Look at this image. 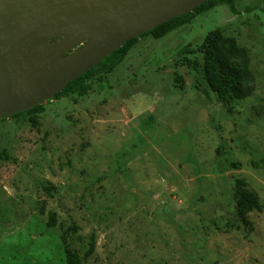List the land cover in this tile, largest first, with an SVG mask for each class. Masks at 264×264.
Wrapping results in <instances>:
<instances>
[{"label": "rangeland", "instance_id": "obj_1", "mask_svg": "<svg viewBox=\"0 0 264 264\" xmlns=\"http://www.w3.org/2000/svg\"><path fill=\"white\" fill-rule=\"evenodd\" d=\"M234 6L140 38L85 95L0 121V264H66L68 231L81 257L95 236L83 264H264V0ZM215 30L250 56L245 100L224 103L203 79ZM238 181L263 205L248 223Z\"/></svg>", "mask_w": 264, "mask_h": 264}, {"label": "water", "instance_id": "obj_2", "mask_svg": "<svg viewBox=\"0 0 264 264\" xmlns=\"http://www.w3.org/2000/svg\"><path fill=\"white\" fill-rule=\"evenodd\" d=\"M211 0H0V121L41 106L112 53Z\"/></svg>", "mask_w": 264, "mask_h": 264}, {"label": "trees", "instance_id": "obj_3", "mask_svg": "<svg viewBox=\"0 0 264 264\" xmlns=\"http://www.w3.org/2000/svg\"><path fill=\"white\" fill-rule=\"evenodd\" d=\"M234 1L235 0L208 1L195 9L192 13L175 18L168 23L142 34L112 53L98 65L92 66L81 78L73 81L62 92L54 96L53 100H59L77 93L85 95L90 90V85L87 82L90 81L96 73L101 77L111 74L123 63L131 49L142 37L152 36L157 40L162 39L172 31L191 23L197 15L209 12L220 3L230 5L232 11L237 14ZM200 51L203 54V79L208 88L215 93L221 101L230 104L233 101L245 100L252 96L255 91V80L251 71L250 56L246 49L238 45L235 38L224 37L220 30H215L206 37ZM42 110L43 107L38 106L28 112H23L12 117L20 116L25 113L41 112ZM0 160H11L7 151L0 153ZM254 167L260 168L257 163H254ZM238 182L240 186L233 192L236 213L244 223H248L246 214L253 211L262 212L263 205L256 197L246 192L245 187L247 183L243 181ZM49 225L51 227L56 226L54 216H52ZM73 231H75V228H73ZM68 234L69 231L62 239L66 255V264H83V261H87L95 251V236L91 237L89 248L84 256L81 257L76 251L70 248L67 241Z\"/></svg>", "mask_w": 264, "mask_h": 264}]
</instances>
